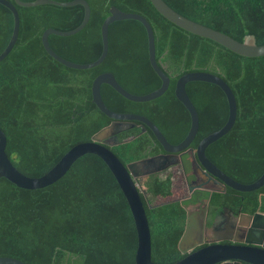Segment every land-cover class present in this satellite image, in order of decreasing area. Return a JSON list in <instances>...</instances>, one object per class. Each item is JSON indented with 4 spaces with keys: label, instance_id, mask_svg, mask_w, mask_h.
<instances>
[{
    "label": "trees",
    "instance_id": "16d2710c",
    "mask_svg": "<svg viewBox=\"0 0 264 264\" xmlns=\"http://www.w3.org/2000/svg\"><path fill=\"white\" fill-rule=\"evenodd\" d=\"M86 1L91 10L87 25L73 36L50 35L51 49L68 61L92 63L101 54L100 29L110 7L142 15L153 29L156 61L170 79L169 88L156 100L134 103L103 84L100 94L104 104L117 113L148 118L169 143L177 145L190 127L189 114L174 95L177 79L195 71L220 76L235 96L237 117L231 131L211 144L206 155L233 180L255 182L264 172V56L242 57L189 34L164 19L149 0ZM163 1L180 15L235 40L242 42L252 35L257 45H264V0ZM15 6L20 18L19 36L0 62V129L14 167L26 176L40 177L73 146L90 141L113 122L91 101V85L98 75L112 73L135 95L157 90L161 81L149 64L146 31L138 21L112 23L105 60L95 68L75 70L51 58L41 36L48 28L64 32L77 28L84 8ZM12 30L13 15L0 5V54ZM186 92L199 116V130L190 145L196 149L203 138L225 125L228 105L224 93L209 83H188ZM135 125L120 127L112 137L118 145L109 148L123 165L164 153L148 128L141 133L140 123ZM190 161L183 163L184 173L180 166H171L138 179L145 191L141 200L155 264H173L185 257L177 245L189 202L181 200L187 194L184 174L188 180L191 177ZM225 205L247 214L264 213V186L248 193L230 188L224 194L213 193L210 215ZM136 245L128 204L112 173L97 156L81 157L58 182L40 190L19 189L0 178V257L27 264H135Z\"/></svg>",
    "mask_w": 264,
    "mask_h": 264
},
{
    "label": "water",
    "instance_id": "95a60500",
    "mask_svg": "<svg viewBox=\"0 0 264 264\" xmlns=\"http://www.w3.org/2000/svg\"><path fill=\"white\" fill-rule=\"evenodd\" d=\"M149 1L164 19L189 34L211 40L230 52L242 57L258 58L264 56V45H257L255 37L252 35L244 37L243 41L240 42L227 34L180 15L163 0ZM13 2L14 3L8 0H0V5L6 7L13 15L12 35L8 45L0 54V62L12 51L19 36L20 18L15 5L19 7L54 5L64 8L80 5L84 8V16L81 24L77 28L66 32L48 28L42 33V46L51 58L70 69L88 70L95 68L107 57L109 50V26L116 21L135 20L141 23L146 31L149 64L160 79L161 85L157 90L146 95H135L126 91L117 82L112 73H102L98 75L91 85V101L102 114L112 119L113 122L109 126L96 132L91 137L90 141L78 143L73 146L47 173L40 177L26 176L14 167L6 153V136L0 129V178L6 179L19 189L29 191L40 190L58 182L81 157L85 155L97 156L112 173L132 215L137 244L134 256L135 264H155L151 258L150 227L141 200V194L145 195V191L141 190L140 184L138 183L139 178L163 172L175 164L183 165L180 155L189 153L193 166L192 174L194 176V181L188 185L189 192H192L194 189L207 192V204L212 193L224 194L227 188L240 193H248L256 191L264 186V172L251 184L239 183L220 170L206 155V149L211 144L231 131L237 117L235 96L231 88L220 76L210 72L195 71L186 73L177 79L174 95L184 106L190 118L188 133L184 140L177 145L169 143L157 126L148 118L137 114L117 113L110 110L104 104L100 94V87L103 84L110 86L121 97L134 103H146L156 100L164 95L169 88L170 79L162 71L156 61L155 36L150 23L145 17L137 13L124 12L115 6L110 7L109 16L103 21L100 29L102 50L99 58L89 64H77L58 56L51 49L48 37L50 35L69 37L80 32L89 22L91 15L90 5L86 0H72L69 2H58L55 0L22 2L21 0H13ZM191 82H203L217 86L224 93L228 105V117L225 125L203 138L198 143L196 149L190 147L199 130L198 112L186 92V85ZM135 122L140 123L141 133H144L146 128L152 132L157 142L161 145L164 153L123 165L109 147L118 145V142L115 141V138L112 139V137L120 127L127 125L135 127ZM198 175L203 178V181H198ZM212 186L217 188L214 189ZM182 201L183 200H181V202ZM207 204H205L204 208L199 206V211L191 213L185 206V227L177 245L179 252L185 255V257L173 264H228L233 261L246 264H264V246L262 242L264 214L261 212H256L252 215L244 214L241 212V209H239L236 213L237 217L236 214L230 215V217H232L231 224L228 227H224V236L207 242L205 245L202 228L204 227ZM241 217L246 220L244 225L243 222H241ZM247 224H250L249 232L251 236L247 235L245 239L238 238L236 234H243V227ZM253 233L257 234L259 239H253ZM223 241H229L230 243H222ZM0 264L27 263L12 257H0Z\"/></svg>",
    "mask_w": 264,
    "mask_h": 264
},
{
    "label": "flooded vegetation",
    "instance_id": "af4514ba",
    "mask_svg": "<svg viewBox=\"0 0 264 264\" xmlns=\"http://www.w3.org/2000/svg\"><path fill=\"white\" fill-rule=\"evenodd\" d=\"M161 154H163V153H161ZM180 156H181L182 162L184 164H185V162H188V160L190 158V154L189 153L188 154H183V155H180ZM174 161H175V159H174ZM190 165H191V167L189 168L191 170L189 172V174L191 176L190 179L188 180V178H189L188 175L184 174V178H185V182H186V186H187V188H186L187 194L182 200L183 201H189L187 205H189L188 209H189V212L191 213V212L199 211L198 210L199 206L201 208L205 207V204H207V200H208V193L205 192V191H198V190H195V189L192 192H189L188 185L194 181V176L192 174L193 166H192V164H190ZM173 166H180L181 170H182V173H184L183 172L184 168H186V167H184V165H181V164H175ZM196 178H197V176H196ZM198 181L199 182L203 181V178L200 175H198ZM212 188L216 189L217 187H215V186L213 187L212 186ZM227 189H229V188H227ZM205 194H207V197H205ZM209 202H210V200H209ZM209 202L207 204V210H206V215H205V220H204V227L202 228L203 239H204V242H205L204 244L205 245L207 244V242H210V241H213V240H215L217 238L223 237L224 236V232H223L224 227L225 226L228 227L231 224L232 217H230V215L232 216V214L234 215V214L237 213V210H233L229 205H225V206H222L214 214V216H211L210 213H209ZM243 213L247 214L245 212H243ZM236 217H237V214H236ZM245 221H246L245 218L241 217V222H243V225L245 224ZM263 225H264V221H263ZM243 228H244L243 234H241V235L236 234V236L238 238L245 239V238H247V235H250V232H249L250 231V224L249 225L247 224ZM256 230H259V229H256ZM244 232H245V234H244ZM245 235H246V237H245ZM262 235H263V241L262 242H263V246H264V232H262ZM252 237H253V239H259L257 234H254V233H253ZM251 240H252V238H251ZM222 243H230V242L229 241H223ZM228 264H246V263L234 262L233 261V262H230Z\"/></svg>",
    "mask_w": 264,
    "mask_h": 264
},
{
    "label": "rangeland",
    "instance_id": "374dc122",
    "mask_svg": "<svg viewBox=\"0 0 264 264\" xmlns=\"http://www.w3.org/2000/svg\"><path fill=\"white\" fill-rule=\"evenodd\" d=\"M186 208L188 209V208H189V205H187ZM188 210H189V209H188Z\"/></svg>",
    "mask_w": 264,
    "mask_h": 264
},
{
    "label": "clouds",
    "instance_id": "9594fccd",
    "mask_svg": "<svg viewBox=\"0 0 264 264\" xmlns=\"http://www.w3.org/2000/svg\"><path fill=\"white\" fill-rule=\"evenodd\" d=\"M123 127V126H122ZM238 211V210H237ZM258 212H261V211H258ZM261 213H263V212H261ZM264 214V213H263Z\"/></svg>",
    "mask_w": 264,
    "mask_h": 264
}]
</instances>
